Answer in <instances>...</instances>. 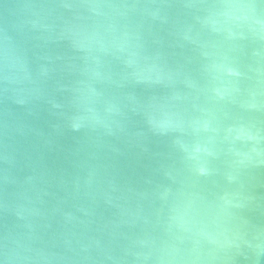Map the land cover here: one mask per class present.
Instances as JSON below:
<instances>
[{"label":"water","instance_id":"95a60500","mask_svg":"<svg viewBox=\"0 0 264 264\" xmlns=\"http://www.w3.org/2000/svg\"><path fill=\"white\" fill-rule=\"evenodd\" d=\"M0 264H264V0H0Z\"/></svg>","mask_w":264,"mask_h":264}]
</instances>
